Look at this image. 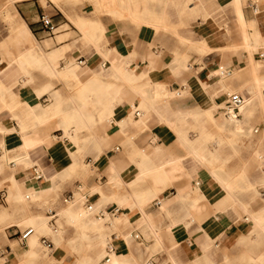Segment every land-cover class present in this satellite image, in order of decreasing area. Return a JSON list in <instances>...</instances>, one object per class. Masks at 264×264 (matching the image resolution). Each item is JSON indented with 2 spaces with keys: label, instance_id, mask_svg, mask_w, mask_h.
Listing matches in <instances>:
<instances>
[{
  "label": "crops",
  "instance_id": "0c3cea01",
  "mask_svg": "<svg viewBox=\"0 0 264 264\" xmlns=\"http://www.w3.org/2000/svg\"><path fill=\"white\" fill-rule=\"evenodd\" d=\"M105 1L119 6L112 10ZM10 4L13 20L0 21V155L8 167L0 171V204L11 218H23L16 215L19 193L28 198L37 187L50 198L80 193L83 184L72 177L82 174L85 161L94 191L82 197L96 205V216L109 219L103 252L109 244L110 259L216 264L229 249L241 254V237L260 242L248 218L264 207V110L245 118L241 112L244 123L234 130L223 115L228 101L215 109L211 100L227 96L220 68L237 73L229 84L245 98L250 56L238 19L264 37V0ZM42 14L55 33L42 28ZM256 113L261 124L253 127L248 121ZM258 129L252 151L242 138L233 145V136ZM33 165L40 180L32 178ZM4 230L8 240L21 232L14 222ZM3 246L7 257L9 245ZM259 252L264 243L246 253ZM103 256L101 263L110 264Z\"/></svg>",
  "mask_w": 264,
  "mask_h": 264
},
{
  "label": "bare ground",
  "instance_id": "6f19581e",
  "mask_svg": "<svg viewBox=\"0 0 264 264\" xmlns=\"http://www.w3.org/2000/svg\"><path fill=\"white\" fill-rule=\"evenodd\" d=\"M9 1L12 2V0H9ZM103 4H105L109 7H112L113 8V9L111 8L112 10H114L116 7L119 6L117 1H109V2L105 1V2H103ZM105 9L108 10V7H106ZM238 20H239V24H240L239 26L242 28L241 36H242L243 41L241 40L242 41L241 44H242L243 48L246 50V51L245 50L244 51L249 53L248 55L250 57L247 56V58L249 57L250 59H248L249 60V61H247L248 64H247V66H244V69H243V70L247 71L249 77H248V81L243 84L244 89H242V90H243V93L245 95V98H243L242 103L239 105V108L237 111L238 115L234 116L232 114H229L227 111V108L225 109L226 112L223 113V115L225 117V121L229 125H233L234 130L236 129V127L238 125H241L242 123H244V121H242L238 117L239 114H241V112H243V111L246 112L244 114H241L242 117L245 118V117H249V115L251 114L250 112L257 109V108H261L262 110H264V96H262V91H264V73H262L260 71V67H262V66H260L258 63L255 64L254 62H251V59H252L251 53L254 50H256L258 48V46H261V47L264 46V37H262L260 35L259 31H255L253 33L247 32L248 23L246 22V20L245 19H243V20L238 19ZM237 45H239V44H237ZM243 48H242V51H243ZM231 75L236 76L237 73L233 71ZM231 75H229V76H231ZM220 84H221L222 88L226 87V91H224L226 95H230L235 90L230 86L231 84H229V80L220 81ZM240 89L241 88L238 87L236 89V91L239 92ZM225 101H228L227 96L224 97V99L220 100L219 102H214L213 100H211V106L215 109L216 108L222 109L225 107ZM213 119L214 118H212V120ZM86 126H88V125H86ZM64 132L66 133L67 131L64 129ZM262 143H264V139H262ZM0 157L3 158L4 155H2ZM6 158H5V160H6ZM36 190H37V193H32L33 195H37V196L43 195L44 196V191H43L44 189L42 190L41 187H39V188L37 187ZM15 195H17V194H15ZM18 198L20 200H23V198L26 199L25 195L24 194L22 195L21 193H19ZM71 200H69V201H71ZM262 201H264V200H262ZM95 207H96V205L94 204V206H92L90 209H87L84 207V209H82V210H77L76 206L73 205V206H68V207L62 209L60 211V213L63 216V218L66 219L67 222L71 223L76 229L74 240H76L78 242V244H76V243L72 244L73 249L77 250L81 246V241L83 242L87 239L88 243H85V245L84 244L83 245L87 249H90L93 252V254L95 255V260H96L97 264H103L100 262L103 254H104L103 249H104V245H105L104 244L105 239L103 236V231L106 228L103 226V222L105 220H109V219H108L107 215H105V220H103L99 216H96L95 212H94ZM9 216H11L9 212H7L6 210L0 209V222L7 219ZM248 220H249V223L251 225L250 226L251 231L255 233V235L260 239L261 243H264V207H262V208L260 207L259 209L252 211V213L249 215ZM26 223L29 224V226H30L29 228L32 229V232L27 237V240H26L27 245H26L25 249L22 251V253L24 255L28 256V258L30 259L28 264H32V262H33L32 259L37 257V252L35 250V244H36V241L38 239L37 235L49 236L52 239V241L54 242L55 246L59 245L62 236H61L59 227L57 229L49 227L46 219L41 215H30V216H28L26 219ZM87 229H91L92 231L95 232L96 235H100L99 241L92 242L91 238H89V236L87 234ZM43 236H41V237H43ZM39 240H40V238H39ZM40 244H41V241H40ZM44 248H47V247H44ZM47 249H49V248H47ZM243 257L246 258V260H247V262H249V264H264V252H259L257 254L246 253L243 255ZM228 258L229 257H226L225 255H223L224 261H227ZM57 259H58V255L56 252H54V254L51 257H49L48 259L42 260L41 264H52V261L57 260ZM108 263H110V264H126L127 262L125 260H123L122 258H120L119 256L113 254L111 256L110 262H108ZM83 264H90V261H84L83 260Z\"/></svg>",
  "mask_w": 264,
  "mask_h": 264
},
{
  "label": "rangeland",
  "instance_id": "374dc122",
  "mask_svg": "<svg viewBox=\"0 0 264 264\" xmlns=\"http://www.w3.org/2000/svg\"><path fill=\"white\" fill-rule=\"evenodd\" d=\"M10 3L11 2L9 0H0V15L2 13L3 15H5L4 17H2V15L0 16V21L9 23V21L13 20V14H15V10H14L13 4H10ZM254 51L264 52V48L260 50L256 49ZM251 58H252L251 62H254L255 64H257L256 57L251 56ZM232 77H235V76H232V75L227 76L226 80H230ZM233 92H237V91L234 90ZM260 121H261V116L260 114L256 113L249 119L248 123L249 125H253V127H258V125L261 124ZM259 132H260V129H258L257 133H254V130H253L252 133L249 135H246V134L243 136L235 135L233 136L234 137L233 145L236 139L240 140V138H242L244 141H246L247 145L252 151L256 146V141H257L256 135H258ZM0 156H2V154ZM23 165L26 167L28 163H24ZM3 168L8 169V167L5 165V158L0 157V171ZM82 170H83L82 174L75 175L72 177V180H79L83 184V186L81 189L82 191L80 193L79 192L74 193L71 201L69 200L65 201L64 195L60 193H55L53 198H50L49 196H45V195L37 196V195H33L29 193L30 195L28 198L26 199L23 198V200H20V205L18 207L19 209L16 213L17 216H23V218H21L20 220L19 218L17 219L11 218L12 213L8 210V208L5 205L0 204V209L6 210L11 215L7 219L0 222V247H4L3 245H9L7 248L8 250H10V253L7 255L9 259L8 262L3 263V259L0 258V264H28L30 259L28 258V256L22 253L27 243L26 242L19 243L17 239V235H12L11 237H8L10 239L15 238L13 240H8L5 237L6 230H4V227L7 226L9 223L14 222L18 225L21 231H24L25 229L30 227L29 224L26 223L27 217L30 216L29 214H40L46 219L49 227H53L54 229H57L59 227V230L62 236L59 245L55 246L54 242L49 236L37 235L38 239L35 244V250L37 252V257L32 259L33 261L32 264H41L42 260L48 259L54 254V252L57 253L58 259L53 260L52 264H83V260L90 261V264H97L95 260V255L93 254V252L84 246L85 243H88V241H83V242L81 241V246L77 250L73 249L72 244H75V243L78 244V242L74 240L76 229L71 223L67 222L66 219H64L60 213L62 209L68 206L81 205L82 207H85L84 205H82V202H83L82 195H83V192L89 189L88 178L93 174V172L92 170H90L89 166L85 163V161L82 164ZM1 186L2 184L0 182V187ZM93 191L94 189L88 190V192L90 193H92ZM9 204H10V201H9ZM49 210H53L56 213L54 226H51L48 221L49 218H48L47 213ZM26 214L28 216H26ZM111 231L112 230L110 229L107 233L110 234ZM113 231H116L117 233H119V230L117 229ZM94 233L95 232L92 231L91 229H87L88 235H92ZM41 236L45 237L48 241L52 243V247L50 249L44 248L41 245L42 243L40 244L39 238ZM104 239H105L104 244H106L107 239L105 237ZM240 239L241 241L239 245L243 247L241 254H237L234 251V249H229L230 254H229L228 260L224 261L222 259V254L220 255L218 254L216 264H249V262H247L246 258H244L243 255L246 252H253V251L258 250L260 248L261 242L249 243V242H246V240H242V237ZM192 264H196V263L192 262Z\"/></svg>",
  "mask_w": 264,
  "mask_h": 264
},
{
  "label": "built area",
  "instance_id": "2783aa9c",
  "mask_svg": "<svg viewBox=\"0 0 264 264\" xmlns=\"http://www.w3.org/2000/svg\"><path fill=\"white\" fill-rule=\"evenodd\" d=\"M40 22L42 25V28L48 32L49 34H53L55 33L57 26H55L52 22L49 16L42 14L40 16ZM257 60L264 64V52H259L257 53ZM229 71L227 70H222L220 68V75L226 76L228 75ZM228 98V102H227V111L229 114H232L234 116H236L238 113V108L239 105L242 103L243 99L242 97L238 94V93H231L230 95H227ZM135 114L138 115V111H135ZM114 150H118V147H115ZM32 170V178H34L35 180H40L41 179V173L36 169V166L33 165L31 167ZM27 198V197H26ZM73 198V193L70 192L67 195L64 196V200H71ZM5 199V191L3 189H0V203H2ZM83 205L85 206V208L90 209L92 207L91 204L88 203V199L87 197L83 196ZM48 221L54 225L55 223V217H56V213L53 210H49L48 211ZM32 229L31 228H27L24 231H21L18 233L17 235V239L19 241V243H25L27 237L31 234ZM40 241L42 243V245L44 247L47 248H51L52 244L50 241H48L45 237H40ZM112 253V247L108 244L105 248V253L103 256V262L104 263H108L110 261V255ZM6 250L4 247H0V258L3 259V263H6L7 257H6Z\"/></svg>",
  "mask_w": 264,
  "mask_h": 264
}]
</instances>
